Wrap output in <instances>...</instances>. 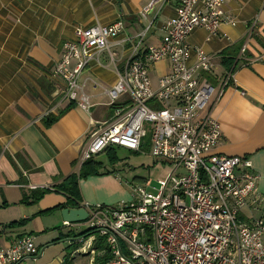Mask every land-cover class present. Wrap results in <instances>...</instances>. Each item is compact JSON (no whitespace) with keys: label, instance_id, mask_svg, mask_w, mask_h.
Here are the masks:
<instances>
[{"label":"built area","instance_id":"obj_1","mask_svg":"<svg viewBox=\"0 0 264 264\" xmlns=\"http://www.w3.org/2000/svg\"><path fill=\"white\" fill-rule=\"evenodd\" d=\"M227 1L180 0L158 45L141 46L144 33L138 40L127 38L133 45L124 67L103 89L112 115L91 123L78 166L116 146L139 153L146 145L156 160L174 166L156 184L151 179L131 184L129 201L79 207L88 212L85 229L97 231L109 248L104 264H264V216L242 218L245 209H256L263 199L257 193L259 175L248 157L214 151L222 135L208 111L216 87L200 75L212 72L213 58L188 40L196 29L207 31L210 39L223 22L235 24L224 13ZM154 4L144 7L143 17ZM124 32L121 20L76 27L54 67L66 99L85 111L94 106L81 76L91 63L102 65L103 53L114 62L112 43ZM164 60L170 70L154 85L151 67ZM231 83L228 71L218 98ZM93 239L86 247L95 253ZM37 254L32 234L0 243V264H21Z\"/></svg>","mask_w":264,"mask_h":264},{"label":"crops","instance_id":"obj_2","mask_svg":"<svg viewBox=\"0 0 264 264\" xmlns=\"http://www.w3.org/2000/svg\"><path fill=\"white\" fill-rule=\"evenodd\" d=\"M152 1H155L153 10L143 17L142 10ZM179 1L0 0L1 244L8 245L28 234L36 241V232H42L37 239L44 238L39 244L46 245L38 257L53 246L51 243L57 237L49 233L51 226H44L41 220L45 216H55L58 221L62 218L61 210L46 213L67 200L65 194L53 187L79 172L77 158L91 123L106 119V109L110 107L103 89L115 83L117 72L124 67L133 45L127 38L138 40L144 33L141 46L158 45L165 35L167 21L176 15ZM223 9L235 24L223 22L210 39L207 31L196 29L188 40L213 58L212 72L200 75L216 87L208 111L220 123L222 135L214 151L248 157L259 175L257 193L263 199L256 209H245L249 214L242 212V218L248 220L264 216V0H228ZM118 20L124 22L125 32L113 40V65L108 63L107 53H103L101 61L105 57L107 64L93 62L81 76L84 90L94 104L85 111L66 99L64 81L54 75V67L62 55L64 42L73 38L76 27ZM225 58L234 62L232 83L218 98L222 80L229 71L223 64ZM169 70V61H159L151 67V79L152 72L158 79ZM94 82L99 85L96 89L92 86ZM49 117L57 119L48 125ZM131 184L117 172L89 175L79 182L81 204L116 205L129 201ZM42 189L51 190L36 199L37 191ZM20 220L27 222L23 226H8ZM79 224L85 226V221L65 226ZM74 230L70 228L61 237L71 242L81 236L87 238L82 234L86 229L79 235ZM39 244H36L38 253ZM65 256L41 264H65Z\"/></svg>","mask_w":264,"mask_h":264},{"label":"rangeland","instance_id":"obj_3","mask_svg":"<svg viewBox=\"0 0 264 264\" xmlns=\"http://www.w3.org/2000/svg\"><path fill=\"white\" fill-rule=\"evenodd\" d=\"M107 60L108 63H113L111 59L107 58ZM107 60L105 59V57H102V61L104 62V64H107ZM152 80L154 85L158 81L154 72H152ZM98 109L100 110V108ZM111 115L112 110L110 108H108V110L106 109L105 117L107 118ZM143 151L144 152L138 153L116 146L104 151L100 155L95 156V160L102 163V169L104 171H109L108 173L117 172L124 178V180H129L131 183L135 184L141 183L142 179L144 178L151 179L153 183L156 184L158 179H164L169 173H172L174 171L173 165L161 160H156L152 155H150V146H144ZM244 213L249 214V211L245 210ZM53 215L57 214L55 213ZM41 221L44 226H51L49 228L52 229L48 228L49 233L51 232L53 233V236L57 237V239H61H55L54 241H52L55 242L53 246L48 248L44 255H42V257H38L41 253V250L45 247L46 243L39 244V242H42L44 238L37 239V236H40L42 232H36L35 244H39V253L37 254L35 260L31 259L26 264H41L52 259H63L67 254L68 262H65V264L94 263L96 254L100 253H97L96 251L95 253L90 252V249H87L86 247L88 242H90L89 239H91L92 236H88L86 238L87 240L84 239V241L79 243L77 241L71 242L70 240L61 241L67 238H62L61 236L65 235V233H69L68 231L70 230V228L75 229L73 233L77 235H79L80 232H83L85 230V226L83 224L77 225L78 227L73 226L75 228L65 226L63 224V217L58 221L55 216H45ZM84 247H86V252H82V249Z\"/></svg>","mask_w":264,"mask_h":264},{"label":"trees","instance_id":"obj_4","mask_svg":"<svg viewBox=\"0 0 264 264\" xmlns=\"http://www.w3.org/2000/svg\"><path fill=\"white\" fill-rule=\"evenodd\" d=\"M223 64L228 68L229 71L231 70L234 71V68H233L234 62L232 59L225 58L223 60ZM56 119L57 117H49V119L47 120L48 121L47 124L48 125L52 124ZM11 161L15 163L13 159H11ZM108 172L109 171H104L102 169L101 162L95 159L86 161L81 167V169L79 170V172L71 174L70 176L62 180L58 185L53 187V190H57L65 194L67 196V200L64 204L53 207L52 209L48 210L46 213L59 211L64 208H79L82 205L80 189H79L80 180L92 174H105ZM49 190L51 189L38 190L36 199H39L40 197H42ZM26 222L27 220L15 221V222H11L10 224H8V226H23L25 225ZM82 234H85L86 237L91 236V235L95 236L93 248L96 250L97 253H101V254H96L93 264H104L111 257L109 253V248L105 242L104 237L100 236V234L94 230H87L86 232H83ZM67 256L68 255L65 256V262H68Z\"/></svg>","mask_w":264,"mask_h":264},{"label":"water","instance_id":"obj_5","mask_svg":"<svg viewBox=\"0 0 264 264\" xmlns=\"http://www.w3.org/2000/svg\"><path fill=\"white\" fill-rule=\"evenodd\" d=\"M62 217L65 222L68 224L79 223L85 221L88 217V212L84 208H65L61 210ZM61 240V241H66ZM60 241V242H61ZM55 242L51 243L54 244ZM45 247L41 250V253L44 251Z\"/></svg>","mask_w":264,"mask_h":264}]
</instances>
